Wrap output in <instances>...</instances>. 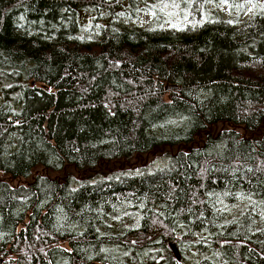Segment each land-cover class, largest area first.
<instances>
[{
	"label": "trees",
	"instance_id": "trees-1",
	"mask_svg": "<svg viewBox=\"0 0 264 264\" xmlns=\"http://www.w3.org/2000/svg\"><path fill=\"white\" fill-rule=\"evenodd\" d=\"M0 264H264V0H0Z\"/></svg>",
	"mask_w": 264,
	"mask_h": 264
},
{
	"label": "rangeland",
	"instance_id": "rangeland-1",
	"mask_svg": "<svg viewBox=\"0 0 264 264\" xmlns=\"http://www.w3.org/2000/svg\"><path fill=\"white\" fill-rule=\"evenodd\" d=\"M149 20L148 16H143L142 15V19L140 21H135L133 24L137 25V26H143L145 25V23ZM91 21V16H89V14H85L83 15V20H82V24L83 26L88 27ZM164 159L162 157L159 156H152L151 159L148 161V168L149 170H153L154 168H161L164 166Z\"/></svg>",
	"mask_w": 264,
	"mask_h": 264
},
{
	"label": "water",
	"instance_id": "water-1",
	"mask_svg": "<svg viewBox=\"0 0 264 264\" xmlns=\"http://www.w3.org/2000/svg\"><path fill=\"white\" fill-rule=\"evenodd\" d=\"M171 90H174V91H175V90H178V87H174V88H172V89L168 88V91H171ZM169 246H170L172 252L175 254V257L177 258V260L180 261V259H181V255H180V252H179V249H178V245H177V243H175V242H170V243H169Z\"/></svg>",
	"mask_w": 264,
	"mask_h": 264
},
{
	"label": "bare ground",
	"instance_id": "bare-ground-1",
	"mask_svg": "<svg viewBox=\"0 0 264 264\" xmlns=\"http://www.w3.org/2000/svg\"><path fill=\"white\" fill-rule=\"evenodd\" d=\"M174 88V87H173ZM170 89H172V88H170Z\"/></svg>",
	"mask_w": 264,
	"mask_h": 264
}]
</instances>
